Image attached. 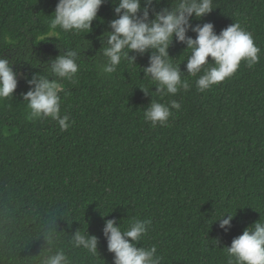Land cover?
<instances>
[{"label": "trees", "instance_id": "trees-1", "mask_svg": "<svg viewBox=\"0 0 264 264\" xmlns=\"http://www.w3.org/2000/svg\"><path fill=\"white\" fill-rule=\"evenodd\" d=\"M58 0H0V58L17 85L0 100V264H45L62 253L66 264H113L103 233L106 220L122 228L150 221L136 247H155L157 264H229L226 248L245 227L264 219V0H212L210 12L189 18L192 28L211 23L217 34L234 22L252 33L258 62L203 92L186 71L190 55L173 36L167 52L190 87L176 100L166 127H152L143 112L159 98L145 76L154 50L127 51L112 73L102 49L119 0H103L87 33L39 40ZM176 0H141L148 19ZM87 45V47H85ZM72 49L79 71L63 81L61 131L51 119H31L23 94ZM211 59V58H209ZM140 86L148 87V92ZM232 214L229 225L220 221ZM95 236L96 252L74 236Z\"/></svg>", "mask_w": 264, "mask_h": 264}, {"label": "clouds", "instance_id": "clouds-1", "mask_svg": "<svg viewBox=\"0 0 264 264\" xmlns=\"http://www.w3.org/2000/svg\"><path fill=\"white\" fill-rule=\"evenodd\" d=\"M150 2V0H149ZM103 0H58L52 18L48 22V31L39 37L45 40L50 36L59 37L57 29L65 33H87L91 30V22ZM212 0H176L171 10L156 12L154 19H148V8L142 10L141 0H119L114 11L115 19L110 21L111 31L106 33L107 44L102 53L107 63L102 72L112 73L122 60L127 59L133 64L134 57H128L127 51L143 54L146 50H154L149 57V64L143 68L145 76L150 77L151 84L156 85L158 99H153L144 110V120L152 127L158 124L166 127L172 110H180L181 104L176 100L162 102L165 96H173L180 90L187 91L190 84L181 78L179 64H173L167 49L173 40L183 42L190 55L186 59V71L197 76L195 86L198 91H205L212 86L231 77L239 68L241 61L251 68L255 65L260 52L254 43L252 33L234 22L223 28L219 34L213 31L211 23H203L192 28L195 38L186 36L189 18H197L210 12ZM87 47V45H85ZM76 51L69 49L65 54L58 55L51 65V72L58 79L49 80L45 76H37L29 81L33 87L23 94L27 101L31 119H51L61 131H66L72 124L69 115L61 114V96L64 92L63 81H72L79 71ZM211 58V59H209ZM17 85L16 73L6 58H0V100L12 95ZM148 92V87L140 86ZM232 214L220 221V226L229 225ZM150 221L133 219L129 227L122 228L113 219L105 222L103 233L107 238V248L114 253L113 264H157L155 247L148 249L136 247L135 243L146 234ZM77 246L96 252V237H85L80 232L74 236ZM235 264H264V219L255 221L244 228L242 233L233 238L230 247L226 248ZM45 264H66L62 253L49 257ZM229 264H233L232 260Z\"/></svg>", "mask_w": 264, "mask_h": 264}]
</instances>
